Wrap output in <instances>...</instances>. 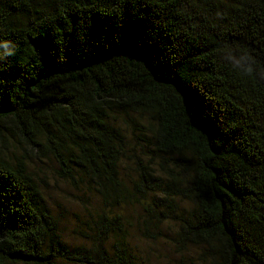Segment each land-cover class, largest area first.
Returning <instances> with one entry per match:
<instances>
[{
	"label": "trees",
	"instance_id": "16d2710c",
	"mask_svg": "<svg viewBox=\"0 0 264 264\" xmlns=\"http://www.w3.org/2000/svg\"><path fill=\"white\" fill-rule=\"evenodd\" d=\"M228 48L264 67V0H0V138L52 158L73 197L102 205L69 245L24 161L0 157V263L136 264L112 209L152 194L145 214L188 204L177 248L264 264V80ZM130 112L152 119L159 160L126 185L112 119Z\"/></svg>",
	"mask_w": 264,
	"mask_h": 264
},
{
	"label": "rangeland",
	"instance_id": "374dc122",
	"mask_svg": "<svg viewBox=\"0 0 264 264\" xmlns=\"http://www.w3.org/2000/svg\"><path fill=\"white\" fill-rule=\"evenodd\" d=\"M112 120L119 125L126 143V152L119 160V176L126 185H130L137 178L140 164L151 165L157 170L159 158L154 151L152 119L148 114L138 115L130 112L127 115L117 114ZM15 156L24 161L27 170L38 184L47 208L57 221L62 239L69 245L85 243L78 230L86 229L85 222L102 210L98 198L89 194L77 200L73 194L78 192L57 177V165L54 160L36 153L15 134L9 132L0 138V157L14 160ZM150 195L152 194H147L139 202H127L112 209V213L124 216L128 230L127 240L135 255L136 264H210L207 260L200 259V246L189 245L179 249L175 245L177 222L173 216L176 211H185L188 208L187 202L177 197L170 199L169 204L173 206L174 211L170 213L165 203L159 201L160 205L155 207L154 215H150L144 212V207L151 202Z\"/></svg>",
	"mask_w": 264,
	"mask_h": 264
},
{
	"label": "clouds",
	"instance_id": "9594fccd",
	"mask_svg": "<svg viewBox=\"0 0 264 264\" xmlns=\"http://www.w3.org/2000/svg\"><path fill=\"white\" fill-rule=\"evenodd\" d=\"M4 47L8 49L7 55L12 54V49L8 41L2 42ZM226 51L229 53L227 60L231 65L238 69L244 76L249 78L259 77L264 80V67L259 66L256 58L247 50H241L236 54L233 49L228 48Z\"/></svg>",
	"mask_w": 264,
	"mask_h": 264
}]
</instances>
